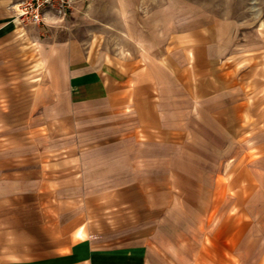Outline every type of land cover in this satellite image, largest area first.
Here are the masks:
<instances>
[{"label": "rangeland", "instance_id": "374dc122", "mask_svg": "<svg viewBox=\"0 0 264 264\" xmlns=\"http://www.w3.org/2000/svg\"><path fill=\"white\" fill-rule=\"evenodd\" d=\"M25 1L6 0L7 10L17 18ZM68 7L64 17L55 1L38 25L17 19L22 55L9 50L0 66V166L4 169L0 188H8L9 180L41 181V161L47 164L45 172L60 173L47 177L68 175L63 157L69 154L43 153L46 145L56 147L69 140L62 138L50 146L37 139L47 133L38 126L39 112H33L35 93L45 84L39 64L41 44L72 42L88 57L109 63L124 58L158 63L166 55L185 63L191 36L216 29L225 32L227 46L238 52L231 67L240 88L232 90L235 94L229 99L225 93L219 96L225 98V105L197 109L183 100L188 111L180 113L183 120L168 119L171 128L152 131L151 137L111 116L82 125L76 146L77 177L68 175L72 196L89 200L91 194L126 184L139 189L145 185L146 191L126 193L134 201L120 208H64L60 220L64 225L82 216L109 224L119 215L132 217L137 228L146 222L157 227L167 218L171 232H188L200 239L214 232L215 249L222 248L224 240L236 264H264V0H71ZM240 101H245L244 110H235ZM130 133L138 134L139 140L127 139ZM17 163L18 169L9 167ZM85 186L93 189L87 191ZM36 187L41 191L42 184ZM171 217L176 219L173 229ZM122 225L114 233L102 223L98 228L107 233L110 245L132 242L122 238L129 231ZM115 234L119 236L113 238Z\"/></svg>", "mask_w": 264, "mask_h": 264}, {"label": "crops", "instance_id": "0c3cea01", "mask_svg": "<svg viewBox=\"0 0 264 264\" xmlns=\"http://www.w3.org/2000/svg\"><path fill=\"white\" fill-rule=\"evenodd\" d=\"M222 33L209 28L192 35V44L186 49L190 50L189 58L185 63L173 60L172 55L169 59L166 55L158 63L133 58L109 63L88 57L72 42L41 44L39 64L45 84L35 93L33 112H39L38 126L47 129V133L37 139L50 146L62 138L69 140V143L56 147L48 148L46 145L43 154H69L63 157V164L69 167L68 175L75 179L78 133L81 126L93 118L97 121L111 116L126 121L128 128L131 126L151 137L152 131L171 128L173 123L168 119L183 120L180 113L186 111L188 114L182 104L185 99L197 109L211 104L225 105V98L219 96L225 93L229 99L231 94H235L232 90L240 88L241 83L232 76L231 67L238 52L227 46L226 36H223L225 32ZM9 50H14L15 56L22 55L20 23L15 12L7 10L6 0H0V66ZM173 105L174 108H169ZM243 108L245 101H240L235 110ZM32 118H35V113ZM129 137L139 140L138 134L126 135L127 139ZM41 166L47 168L42 161ZM9 167L21 165L17 163ZM44 169H41L42 178L45 177L43 182L42 178L41 181L28 179L24 183L9 180L8 188H0V228L4 229L0 231V238H7L0 239V264L237 263L230 246L225 247L224 240L221 241L222 248L215 249L214 232L204 234L201 239L190 236L188 232H171L166 227L167 218L158 221L157 227H153L155 222L150 225L146 222L145 226L135 228L132 217L121 219L119 215L109 224L106 220L90 222L80 216L63 225L60 216L64 208H120L122 203L132 204L134 201L126 193L144 192L145 185L140 189L132 184L104 189L102 194H91L87 200L85 196H72V180L67 173L62 172V178L47 177L51 173L60 176V173L45 172ZM0 170H4L2 166ZM37 184H42L41 191L36 189ZM85 188L87 191L93 189ZM121 191L122 194L119 193ZM173 222L176 219L171 217V229ZM99 223L105 225V230L108 225L109 232L113 233L122 229L124 223L129 231L122 238L132 239V242L110 245L106 241L107 233L99 232ZM92 224L95 228L89 226ZM162 224H166L165 227ZM24 226L28 227L18 228ZM118 236L115 234L113 238Z\"/></svg>", "mask_w": 264, "mask_h": 264}, {"label": "built area", "instance_id": "2783aa9c", "mask_svg": "<svg viewBox=\"0 0 264 264\" xmlns=\"http://www.w3.org/2000/svg\"><path fill=\"white\" fill-rule=\"evenodd\" d=\"M55 1L59 3V14L65 17L66 9H69L68 5L71 4V0H27L19 5L17 19L38 25L44 21L45 11Z\"/></svg>", "mask_w": 264, "mask_h": 264}]
</instances>
